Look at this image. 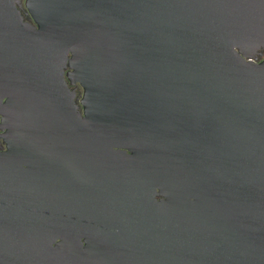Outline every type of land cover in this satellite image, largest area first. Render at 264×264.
Returning a JSON list of instances; mask_svg holds the SVG:
<instances>
[{
	"label": "water",
	"instance_id": "95a60500",
	"mask_svg": "<svg viewBox=\"0 0 264 264\" xmlns=\"http://www.w3.org/2000/svg\"><path fill=\"white\" fill-rule=\"evenodd\" d=\"M15 1L0 264H264V0Z\"/></svg>",
	"mask_w": 264,
	"mask_h": 264
},
{
	"label": "flooded vegetation",
	"instance_id": "af4514ba",
	"mask_svg": "<svg viewBox=\"0 0 264 264\" xmlns=\"http://www.w3.org/2000/svg\"><path fill=\"white\" fill-rule=\"evenodd\" d=\"M15 7L23 17V20L25 22H28L32 25L36 26V22L31 14V11L28 7V0H16L15 1ZM264 59V49H262L257 55L255 56L254 60L256 62H260L261 60ZM68 85L71 89L75 90L76 92V97H75V102L79 106V111L81 112L82 115H84V107L81 103L84 89L80 84H74L72 85L70 82H68ZM1 117V116H0ZM3 131L0 130V134H2ZM8 149L7 143L3 140V138L0 136V152L6 151Z\"/></svg>",
	"mask_w": 264,
	"mask_h": 264
}]
</instances>
